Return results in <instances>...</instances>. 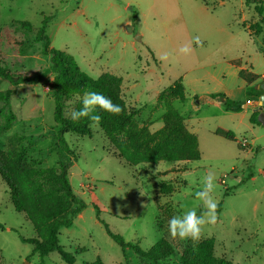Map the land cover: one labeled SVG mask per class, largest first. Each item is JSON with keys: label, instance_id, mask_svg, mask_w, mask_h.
Masks as SVG:
<instances>
[{"label": "rangeland", "instance_id": "1", "mask_svg": "<svg viewBox=\"0 0 264 264\" xmlns=\"http://www.w3.org/2000/svg\"><path fill=\"white\" fill-rule=\"evenodd\" d=\"M256 6L246 0H0V25L5 28L0 63L12 70L50 65L36 32L51 16V46L71 53L94 77L105 72L122 77L123 99L137 111L136 122L150 131L163 126L166 108L159 94L180 78L185 87V100L175 99L173 105L187 123H194L201 158L129 165L115 156L117 146L98 125H93L92 136L65 133L74 153L62 149L60 124L54 119V73L40 83L19 86L0 76V128L5 115L16 117L0 130V147L10 150L11 137L22 135L29 164H68L72 188L85 203L73 225L59 234L60 245L75 256L74 264L98 257L105 264H155L132 247L123 251L107 227L145 250L167 239L174 253L157 264H182L183 250L207 237L215 238L216 256L234 264H264V127L250 120L253 112L234 113L209 96L238 87L249 72L264 75V25L259 35L249 28L260 20ZM23 20L32 27L23 26ZM194 36L200 37V46ZM188 44L191 52L180 53ZM165 52L169 59L161 61ZM83 96L67 102V115ZM217 128L231 130L234 138L216 133ZM208 173L216 177V222L203 226L198 241L171 237L170 217L203 210L195 193ZM163 182L173 191L161 192ZM20 236L37 232L15 209L0 175V264H69L58 250L41 256Z\"/></svg>", "mask_w": 264, "mask_h": 264}, {"label": "trees", "instance_id": "2", "mask_svg": "<svg viewBox=\"0 0 264 264\" xmlns=\"http://www.w3.org/2000/svg\"><path fill=\"white\" fill-rule=\"evenodd\" d=\"M246 3H257L256 11L260 20L251 23L249 28L253 34L259 35L264 25V1L246 0ZM50 19L51 16H46L36 32V40L44 42L43 53L50 56V65L28 72L12 70L0 63V76L11 84L19 86L25 83L37 84L49 74H55L51 82L54 119L60 124L57 140L62 143L64 151L74 153L68 147L64 137L65 133L73 132L92 136L93 125H98L117 146L115 156L129 165L143 162L157 163L162 160L192 161L201 158L197 134L188 129L185 118L173 105L175 99L184 101L186 98L182 78L159 94L158 101L162 102L166 108L162 116L163 126L150 131L146 125H139L136 122L137 111L128 107L123 99L121 95L122 77L105 72L93 79L94 76L83 70L71 53L51 46L47 33ZM20 23L25 27H32L30 21L23 20ZM4 29L0 25V39ZM89 91L100 92L110 97L114 103L121 106L122 111L119 114H112L97 109L93 114L100 115L101 120L98 124L88 118L74 121L71 115H67V102L74 96L84 95ZM246 94L249 100L260 98L264 94V77L263 81L249 85ZM211 96L222 100L229 110L242 109L239 102L228 98L225 93H214ZM81 101H76L72 111L82 107ZM258 113L259 111H253L250 120L260 124L257 119ZM15 118L12 112L5 115L6 122L0 130L8 129ZM216 133L226 138H234V133L228 129L217 128ZM23 138L22 135L12 136L11 148L8 151L0 147V175L9 187L11 201L15 209L24 213L32 222L37 232V236L34 237H20L25 242L33 243L34 251L40 253L41 256L58 250L67 263L74 264L76 258L60 245L59 234L62 227L73 225L75 216L82 212L85 203L72 188L67 172L69 165L64 162H59V167L29 164L27 146L23 143ZM160 191L169 193L173 190L170 184L163 182ZM106 229L122 246L123 251L127 247H132L140 256L148 258L152 263L157 264L162 256L165 258L174 253L172 244L165 238L159 239L152 248L145 250L139 242L126 241L122 235L112 232L108 227ZM214 251L215 238L207 237L200 240L194 247L187 246L181 253L180 262L182 264H234L226 256H216ZM84 264L105 263L101 257H98Z\"/></svg>", "mask_w": 264, "mask_h": 264}, {"label": "clouds", "instance_id": "3", "mask_svg": "<svg viewBox=\"0 0 264 264\" xmlns=\"http://www.w3.org/2000/svg\"><path fill=\"white\" fill-rule=\"evenodd\" d=\"M193 41L197 46L202 44L199 36H194ZM191 50L190 44L179 48V52L185 55L189 54ZM169 56L170 53L165 52L159 58L161 61H166L169 59ZM95 78L93 77V79ZM81 103L82 107L71 113V118L74 121L80 120L81 118H88L98 124L101 117L98 114H93L97 109L112 114H119L122 111L121 106L114 103L110 97L96 91L86 92ZM215 181V175L208 173L204 177L202 189L195 193V197L201 202L203 208L199 215L197 214V210L193 208L169 218L167 227L171 237H178L181 240L190 239L192 241H198L201 237L203 226L216 222L218 201L212 195L217 188Z\"/></svg>", "mask_w": 264, "mask_h": 264}, {"label": "crops", "instance_id": "4", "mask_svg": "<svg viewBox=\"0 0 264 264\" xmlns=\"http://www.w3.org/2000/svg\"><path fill=\"white\" fill-rule=\"evenodd\" d=\"M247 29H248V28H247ZM248 30H249V29H248ZM249 31H250V30H249ZM250 33H251V31H250ZM254 35H256V34H254ZM263 77H264V75L258 77L255 73H253V72H249V73L246 75V78L242 79V82H241V84H240L238 87H226V88L224 89L225 94H226V96H227L228 98H230V99H232V100H234V101H236V102H239L241 105H242V104H247L246 102H248V101H249L250 103H255L258 99H252V100H249L248 97H247V94H246V90H247V87H248L249 85H253V84H256V83L261 82V80L263 79ZM221 93H223V92H221ZM211 95H212V93L209 94L210 97H212ZM251 101H253V102H251ZM225 106H226V105H225ZM226 109H227V107H226ZM227 110H229V109H227ZM230 111H233L234 113H241V112L246 113V112H248V111L253 112L254 109H253V107H245V108L242 107L241 110H238V111L230 110ZM185 123H186L188 129H189L190 131L194 132L193 129H192V128L195 127L194 123H193L192 121H189V122L187 123V122H186V119H185ZM260 125H261V124H260ZM262 126H263V125H262ZM263 127H264V126H263ZM194 133H195V132H194ZM198 139H199V138H198ZM199 143H200V142H199ZM247 143H249V142H247ZM249 144H250V143H249ZM262 146L264 147V145H262Z\"/></svg>", "mask_w": 264, "mask_h": 264}, {"label": "water", "instance_id": "5", "mask_svg": "<svg viewBox=\"0 0 264 264\" xmlns=\"http://www.w3.org/2000/svg\"><path fill=\"white\" fill-rule=\"evenodd\" d=\"M242 106L245 108L247 107H253L254 111H259L257 119L258 122L264 126V94L260 96L259 100H257L255 103H248V104H242Z\"/></svg>", "mask_w": 264, "mask_h": 264}]
</instances>
